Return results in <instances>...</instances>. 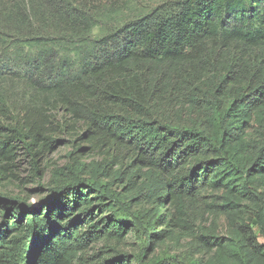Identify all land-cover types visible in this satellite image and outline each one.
Wrapping results in <instances>:
<instances>
[{
	"label": "trees",
	"instance_id": "16d2710c",
	"mask_svg": "<svg viewBox=\"0 0 264 264\" xmlns=\"http://www.w3.org/2000/svg\"><path fill=\"white\" fill-rule=\"evenodd\" d=\"M122 1L0 0V181L75 148L36 202L0 190V264H264V0L102 29Z\"/></svg>",
	"mask_w": 264,
	"mask_h": 264
},
{
	"label": "rangeland",
	"instance_id": "374dc122",
	"mask_svg": "<svg viewBox=\"0 0 264 264\" xmlns=\"http://www.w3.org/2000/svg\"><path fill=\"white\" fill-rule=\"evenodd\" d=\"M164 0H130L129 3L122 1L118 3L120 10L118 14L106 18L102 23V29L112 28L114 24H119L127 19L133 18L139 15L149 7L161 3ZM97 27L92 30V37L97 34ZM59 139H64V141L56 142L53 147L43 153L41 157L37 160L38 171L32 166L30 158L21 151L19 152L17 159L15 160V167L11 168L9 172H6L5 179L0 181V190L8 192L10 194H19L28 199L29 202H36L39 197L45 192V184L50 176V169L53 166H61L70 161L69 153L75 149L73 147V138L68 134L59 133ZM75 145H78L75 143ZM84 150L79 152L81 159L85 163L90 164L92 161L96 163L103 164V154L100 151L88 149L87 143H81ZM108 159H106L107 161ZM115 167V163L111 164L110 169ZM36 171V172H35ZM188 239H181V245L176 246L172 249L175 253H181L186 248V241ZM131 239H128L125 247L126 249H131L129 246Z\"/></svg>",
	"mask_w": 264,
	"mask_h": 264
}]
</instances>
